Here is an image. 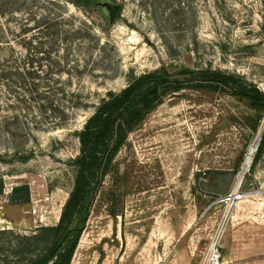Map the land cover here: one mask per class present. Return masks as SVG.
<instances>
[{"label":"rangeland","instance_id":"rangeland-1","mask_svg":"<svg viewBox=\"0 0 264 264\" xmlns=\"http://www.w3.org/2000/svg\"><path fill=\"white\" fill-rule=\"evenodd\" d=\"M185 1L118 0L123 9L110 22L103 6L55 0L44 4L62 18L50 36L22 13L2 19L0 55L44 69L69 55L68 66L81 71L42 74L58 89L26 101L21 81H0V264L20 256L19 235L59 221L77 173L78 132L110 90L161 66H190L239 74L264 92V0ZM70 27L82 29L63 30ZM56 107L71 110L63 115ZM63 116V126L49 128ZM263 132L264 109L228 90L186 88L168 95L129 133L71 264H201L221 219V200L241 171L243 187L254 191L230 216L222 264H264V152L243 164ZM22 184L30 199L14 203L9 194Z\"/></svg>","mask_w":264,"mask_h":264},{"label":"trees","instance_id":"trees-1","mask_svg":"<svg viewBox=\"0 0 264 264\" xmlns=\"http://www.w3.org/2000/svg\"><path fill=\"white\" fill-rule=\"evenodd\" d=\"M55 0H0V25H3V18L7 20L9 15L18 13L24 14L25 20L36 21L40 32L46 36L54 35L60 29L62 18L56 14L52 17L44 4H52ZM75 5L86 7H99L100 2L108 0H69ZM118 2V0H112ZM154 3H164V0H153ZM186 4L185 0H182ZM39 8L44 12H37ZM123 9L122 4L117 12L114 22ZM46 27V31L43 28ZM82 28H64L67 33H79ZM86 30V28H85ZM90 33L91 28L87 29ZM5 36L0 34V38ZM0 40V45L2 44ZM42 52V50H39ZM47 52H44L46 55ZM48 54L49 51H48ZM69 55L60 57L55 62L57 67L43 64L31 68L22 67L18 59L7 58L0 55V81L12 80L20 82L24 94L23 99H35L42 95L44 90L52 92L57 86L49 84L42 78V74L75 73L81 71L80 66H68ZM43 58V57H41ZM40 58V59H41ZM33 61V60H32ZM66 64V65H65ZM18 79H16V78ZM48 79V78H46ZM186 88H207L228 90L232 94L248 100L251 106L257 109H264V92L261 88L245 79L243 76L231 73L222 69L193 68L183 66L178 71L170 70L167 66L145 71L133 77L128 85L119 91L110 90L108 95L102 98L96 106L93 114L87 119L83 128L79 130L80 152L74 159L77 173L72 190L65 201L60 214L59 221L52 225H41L30 234L19 235L18 256L7 264H71L75 250L80 241L87 219L91 214L97 194L103 186L108 174L113 172L115 158L129 136V133L139 126L147 115L161 104L164 99L173 93ZM8 94L20 97L11 93ZM10 98V97H9ZM81 104H72L78 107ZM57 113L66 110L56 107L52 108ZM61 119L49 122V128L63 126L67 120ZM37 127V126H36ZM255 127V126H254ZM262 140L256 150L255 162L264 152V132ZM28 159V156H21ZM254 159V158H253ZM253 162V161H252ZM252 164V163H251ZM4 181L0 178V198L4 197ZM9 198L14 203H25L30 199V188L28 184L16 185L12 188ZM114 199V198H113ZM114 203V202H113ZM114 216L119 214L115 206L110 208Z\"/></svg>","mask_w":264,"mask_h":264},{"label":"built area","instance_id":"built-area-1","mask_svg":"<svg viewBox=\"0 0 264 264\" xmlns=\"http://www.w3.org/2000/svg\"><path fill=\"white\" fill-rule=\"evenodd\" d=\"M260 139L261 137L256 144L257 150L259 147ZM253 191L254 189H245L243 187L242 180L240 183L238 182L235 187L222 198L221 201L223 203V212L221 215V219L218 222L216 228L212 230L211 234L208 237L205 250L203 251L201 264H222L223 235L230 220V216L233 213V210L236 208L238 202L252 195Z\"/></svg>","mask_w":264,"mask_h":264},{"label":"water","instance_id":"water-1","mask_svg":"<svg viewBox=\"0 0 264 264\" xmlns=\"http://www.w3.org/2000/svg\"><path fill=\"white\" fill-rule=\"evenodd\" d=\"M99 6H103V7L107 8V10L109 12V21L114 22L116 15H117V12L120 8V3L108 0L105 2H100Z\"/></svg>","mask_w":264,"mask_h":264},{"label":"bare ground","instance_id":"bare-ground-1","mask_svg":"<svg viewBox=\"0 0 264 264\" xmlns=\"http://www.w3.org/2000/svg\"><path fill=\"white\" fill-rule=\"evenodd\" d=\"M260 135V134H259ZM261 136V135H260ZM260 136L257 138V141L259 140V138H260ZM257 141L251 146V149L249 150V153H248V155H247V159H246V161H245V163H243L244 164V166H249V163L251 162L252 163V159H253V157H254V153L256 152V150H257V148H256V144H257ZM252 160V161H251ZM251 165V164H250ZM241 174H243V172H241L240 173V175H239V180H238V182L240 183L242 180H243V176L241 175ZM237 182V183H238ZM244 200V199H243ZM242 201V200H241ZM240 201V202H241ZM239 204V203H238ZM237 204V205H238Z\"/></svg>","mask_w":264,"mask_h":264},{"label":"crops","instance_id":"crops-1","mask_svg":"<svg viewBox=\"0 0 264 264\" xmlns=\"http://www.w3.org/2000/svg\"><path fill=\"white\" fill-rule=\"evenodd\" d=\"M239 205V204H238Z\"/></svg>","mask_w":264,"mask_h":264}]
</instances>
